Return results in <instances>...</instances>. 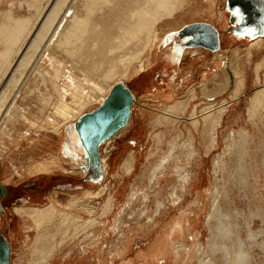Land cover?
Returning <instances> with one entry per match:
<instances>
[{
	"label": "rangeland",
	"instance_id": "1",
	"mask_svg": "<svg viewBox=\"0 0 264 264\" xmlns=\"http://www.w3.org/2000/svg\"><path fill=\"white\" fill-rule=\"evenodd\" d=\"M27 1L0 0V21L6 18L4 14L7 12L16 16L32 15ZM222 2L182 0L181 9L155 24L154 34L160 41L165 31L198 16L209 19L204 13L209 9L211 13L219 10ZM39 23L35 24V29ZM248 41L241 38L223 39L222 48L217 52L223 55L216 56V65L201 63L199 70L207 66L201 77L195 75L192 79L179 81L149 82L153 89L158 90L171 85V90L175 92L169 101L171 103L178 99L186 101L189 98V101L183 106L184 109L177 110V114L171 112L173 116L166 112L167 101L161 102L151 97L135 102L134 97L127 125L99 144L98 157H104V165L100 161V167L86 157L81 145L82 155L73 146V138L77 135L73 123L81 114L60 129L62 134L54 132L53 107L57 103L61 104L63 98H57L55 94L51 96L49 104L45 99L41 101L48 90L45 76L40 73L41 63L33 68L32 73H28L37 52L29 61V66L16 69L12 65L3 75L6 63L2 62L0 91L3 92V104L0 114L26 77V83L19 89L15 99L17 116L13 121L4 119L0 128V184L9 191L8 196L0 200L3 206L0 211V233L10 245V264H33L37 257L33 253L34 243L40 233L45 231L48 232L47 244L51 240L56 242L53 264H264V165L261 163L264 110L258 107L259 115H255L253 121L247 115L251 109L250 98L257 90L264 88V38L253 46H248ZM142 43L132 41L129 45H118L121 48H117L120 54L137 53L143 49ZM2 45L1 41L0 49ZM17 46L14 44V47ZM73 46L68 42L62 49L66 48L69 55L68 50ZM154 46L145 47L136 59L126 60L130 71L121 81L127 83L129 88L132 74H135L140 63L146 66ZM62 49H57L58 55L63 54ZM193 59L204 60L198 55L193 56ZM81 67L90 69L84 65ZM12 69L16 70L11 75ZM226 74L229 79L227 87L212 94L203 91L209 83H215L216 86V83L224 82ZM240 74L245 79V86L237 98L230 100L227 111L221 114L215 148L207 147L202 137L207 138V125L209 127L211 122L207 120L203 127L202 116L206 115L204 109L209 104L219 103L221 99L229 100L234 80ZM9 78L11 83L7 81ZM57 83L63 85L60 79ZM193 90L195 96L191 98ZM70 100V97H65L68 105ZM100 103L94 101L88 104L82 114ZM214 114H217L216 110L214 113L211 110L210 116ZM241 129L243 134L239 137L237 132ZM227 136H231V143L234 139L236 145L241 144L240 147H226ZM172 141L177 142L174 153L185 166L179 145L191 141L198 148L197 156L188 165L191 173L188 187L183 193L177 192L179 198L174 201L170 197V190L175 186L176 177L168 175L166 181L159 185L150 181L154 165L169 153ZM127 157L134 161L129 172L123 167ZM76 158L79 160L74 165L65 161L71 163ZM240 158L244 160L242 164ZM215 159L221 161L222 165H217L214 170ZM41 165L45 166L39 167ZM162 201L163 208L156 212L154 203ZM47 204L56 205L60 212L89 221L91 219V223L79 232H72L71 227L66 234L68 225L63 228L52 225L54 229L48 226V231L44 230L36 225L32 213L28 212L35 206ZM17 207H20L19 210ZM177 221L184 225L182 233L172 231L166 235L170 226H174ZM72 233L74 235L70 237ZM163 236L166 246L165 240L159 241ZM174 241H180L179 245L183 246L177 255L172 248Z\"/></svg>",
	"mask_w": 264,
	"mask_h": 264
},
{
	"label": "bare ground",
	"instance_id": "2",
	"mask_svg": "<svg viewBox=\"0 0 264 264\" xmlns=\"http://www.w3.org/2000/svg\"><path fill=\"white\" fill-rule=\"evenodd\" d=\"M181 4H183L182 0H28L27 7L29 10L33 11L32 15L16 16L13 13L7 12L4 14L6 18L3 21H0V42H3L2 48L0 49V64L2 62L6 63L2 75L5 74L7 70H10L9 67H11L12 65V68L16 69H19L20 66L28 65L31 58L35 56L34 53L37 52L31 66L28 69V73H30L36 66L38 67V65H40L41 63L42 69L40 73L45 76V87L48 88V90L43 94L45 98H42L41 101L45 99V101L49 104L51 101V96L55 94L57 95V98H63V100L61 99V104L57 103L56 106L53 107L56 112H52L53 124L55 125L53 126L55 130L54 132H56L57 134H62L60 129L66 126L69 122H72L74 119H76L80 114H82V110L88 104L94 101H98L100 103L113 84L122 82L121 78L129 75V62H126V60H132L133 58L136 59L139 53H142V50L145 47L150 45L152 48V46H156V44L159 43V38L154 34L155 24L161 19L171 17L174 11L180 8ZM36 23H39L37 29H35ZM263 38L264 36L257 37L249 41L248 46L257 44ZM132 41H135L137 43L143 42V49L137 51V53L133 52L130 54H120V50L117 48L119 47L118 45H129ZM68 42L74 45L72 49L68 50L69 55H67L66 53V48L62 49V46L64 44H67ZM56 43L58 45H56ZM14 44H18L17 48L14 47ZM57 49H62L61 52H63L66 57H64L63 54L58 55L59 53L57 52ZM30 50L32 51L31 53L29 52ZM76 50L78 53L76 52ZM68 56L70 59L68 58ZM87 59L88 61H86ZM148 61L150 62V60ZM82 65L90 67V69L87 70L86 68V70H84L83 67H81ZM145 68L143 67V64L140 63L137 69L135 68L137 70L135 73L140 72ZM16 69H12L11 75L14 74L13 71H15ZM129 77H131V75ZM58 79L61 80L63 85L57 83ZM109 80H111L112 82L110 81V83ZM7 81H10V78ZM228 81L229 79L226 74V76L224 77V82L216 83V86L215 83H209V85L204 86L205 90L203 91L207 94L216 93L227 87ZM234 82L235 83L233 89L230 91V94L228 96L229 100H227V98L221 99L219 103L217 102L215 104H209L207 106V109H204V113H206V115L202 116L203 127L206 125L207 120H209L207 121L208 123L211 122L209 127L207 125V138L205 136L202 137V142L204 143L205 141L207 143V147H214L217 143H215V140L217 139L216 130L217 126L221 124V114L222 112L227 111L226 107L230 100H232V98H237L245 86V79L241 76V74L238 79L234 80ZM25 83L26 77L20 83V86L16 89V91L14 90L15 92L2 110L0 114V128L2 122H4L5 120L13 121V119H15V117L17 116L15 99L19 95V89ZM49 87L51 90H49ZM191 93V98H194V90L191 91ZM66 96L71 98L70 105L65 102ZM133 97L135 96L133 95ZM2 98L3 92L0 91V108L3 104ZM187 101H189V98L186 101L178 99L173 103H166L165 108L167 107V110H165L167 114L170 115L171 112L173 114H177V110L184 109L183 106L186 105ZM250 105L251 109L253 108V110L249 109V113L247 115L249 119L253 121V117H255V115H259L260 110H257L258 107H261V110H264V88L257 90L253 94V96L250 98ZM211 110H213V113L214 110H216L217 114L210 116ZM32 116L34 117V114ZM232 122L234 121L232 120ZM8 123L9 122H7V124ZM237 134H240L239 137H241V134H243V129L238 131ZM72 135L74 134L71 131V136ZM76 137L73 138L72 136L73 146H75L79 154L82 155V151L80 149L81 146L78 137ZM227 138L228 139L225 143L226 147H233L235 149L240 147L241 144L238 143L236 145L234 139L232 141L234 144L229 141V138H231V136H227ZM175 147H177V142L172 141L170 144L169 153H167L157 161L150 173V181H154L155 183H158V185L162 181H166L168 175H170L171 177H176L175 186L170 190V197L172 198V201L179 198L176 195L177 192L183 193V190L186 189V186L188 187V183L190 180L189 178L191 176L188 165L194 160L198 153V148L197 146L193 145V142L187 141L186 143H181L179 145V152L184 155L183 158H185V166V164L183 165L181 159L178 158L179 156L174 153ZM228 148L226 150H228ZM231 152H233V150ZM237 154H239L240 156L239 152H237ZM78 160L79 158L72 159L71 163L67 160L65 161L69 165H74L76 162H78ZM240 160L239 162L242 164L244 162L243 158H240ZM100 161L102 165H104V157H100ZM133 162L130 160V158H126L123 167L126 168L127 172L131 171ZM261 163L262 165H264V148L261 154ZM220 164L221 161L215 159L213 169L215 170L217 168V165L219 166ZM42 166L45 165H41L39 167ZM240 167L244 168L243 165H241ZM161 188H163V186H161ZM98 193L99 190L96 191V195ZM162 203L163 201L154 203L156 212L160 208H163ZM55 206L50 204H47L45 206H35L31 212H27L30 214L32 213V218L35 221L36 225L38 227H42L44 230H47L48 226L52 225H58L59 227H66L68 225L65 229V234L67 229L71 227L72 232L77 230L79 232L81 230H84L87 224L89 226V224L91 223V219L89 221L81 219L76 215H70L65 212H60ZM17 208L19 210L20 207ZM23 208L22 210H24ZM182 223L180 221H177L174 226H170L166 235H170L172 231L176 233H182L184 227ZM36 225H34V227H36ZM221 225L224 224L221 222ZM52 228L54 229L53 226ZM47 233L48 232L46 231L43 232V234L40 233L41 235L39 238L36 236L38 239H36L37 241H35L34 243L33 253H35L37 257H35V262L33 264L54 263L52 261V257L53 252L55 251L53 247L56 242L55 240H51L50 244L48 245L46 238L48 237ZM73 235L74 233H72L70 237H72ZM164 238L165 236H163L162 239H159V241L163 242V240H165L166 246V238ZM179 242L180 241L172 242V248L174 249V253L176 255L179 254V252L183 249L182 244L179 245ZM10 259L11 258L9 256V264Z\"/></svg>",
	"mask_w": 264,
	"mask_h": 264
},
{
	"label": "crops",
	"instance_id": "3",
	"mask_svg": "<svg viewBox=\"0 0 264 264\" xmlns=\"http://www.w3.org/2000/svg\"><path fill=\"white\" fill-rule=\"evenodd\" d=\"M225 1L226 0H223L219 10H213V13H211V10L209 9L208 12L204 13L206 16L203 15V17L205 16L209 19H202V16H198L197 19L185 22L178 26L179 28L177 27L172 30L170 29L169 31L167 30L162 34L159 43L156 44V46L153 48L152 55H150L149 60L151 63L148 61V65L146 64V68L144 67L146 70L143 69L131 77L129 89L136 98L135 102L137 100H149L151 97L161 102H169L170 99H173V95L175 93L173 90H171V85H169V87L166 89L158 90L156 88L153 89L151 83L149 82L164 80L179 81L184 79H192L195 77V75L201 77L205 74V69H207V66H205V69H200V71L198 68L201 63L206 62L214 65L217 64V59L215 61V58H217L216 56L219 55L220 57L223 55L221 52L217 54V52H219V50L222 48V40H230L234 38L233 36L224 33L227 27ZM212 7L210 4V8ZM196 28L201 30L203 33L207 32L211 39L214 37L216 38V35H218L219 47L212 49V47L205 45L202 41L189 43L190 31H183L187 29L195 31ZM181 37L183 38L182 40L185 41L183 44H179V42L176 40L177 38L181 39ZM197 55L202 56L204 60L198 59L196 61L193 59V56Z\"/></svg>",
	"mask_w": 264,
	"mask_h": 264
},
{
	"label": "water",
	"instance_id": "4",
	"mask_svg": "<svg viewBox=\"0 0 264 264\" xmlns=\"http://www.w3.org/2000/svg\"><path fill=\"white\" fill-rule=\"evenodd\" d=\"M216 49V46L213 47ZM134 97L128 84L117 82L111 86L102 102L94 109L81 114L73 123L78 140L86 157L100 167L99 144L125 127L130 119ZM6 193L0 184V200ZM2 206L0 203V211ZM10 246L0 233V264H9Z\"/></svg>",
	"mask_w": 264,
	"mask_h": 264
},
{
	"label": "flooded vegetation",
	"instance_id": "5",
	"mask_svg": "<svg viewBox=\"0 0 264 264\" xmlns=\"http://www.w3.org/2000/svg\"><path fill=\"white\" fill-rule=\"evenodd\" d=\"M225 11L227 13V27L224 32L225 34L230 35L231 33V36H233L234 38L247 39L249 41L257 37L263 36L264 0H226ZM188 31H190L189 43H196V41H202L205 45H208L209 47H219L218 35H216V38L214 37L213 39H211L206 32L203 33L198 28H196L195 31L187 29L183 32ZM178 38L176 40L179 42V44H183L185 42L182 40V37L181 39ZM8 193L9 191H6L3 196V199L8 196Z\"/></svg>",
	"mask_w": 264,
	"mask_h": 264
}]
</instances>
